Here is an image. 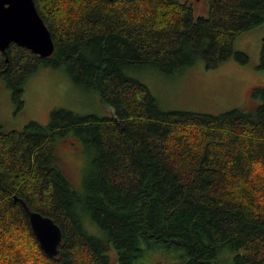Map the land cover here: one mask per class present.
<instances>
[{"label": "trees", "instance_id": "16d2710c", "mask_svg": "<svg viewBox=\"0 0 264 264\" xmlns=\"http://www.w3.org/2000/svg\"><path fill=\"white\" fill-rule=\"evenodd\" d=\"M34 1L54 51L11 44L0 80L22 106L33 74L63 68L112 116L54 109L48 125H0V264H264V88L251 112H163L125 73L243 61L234 40L264 24V0H204L197 18L182 0ZM67 139L77 186L57 150ZM15 197L60 227L56 257Z\"/></svg>", "mask_w": 264, "mask_h": 264}, {"label": "rangeland", "instance_id": "374dc122", "mask_svg": "<svg viewBox=\"0 0 264 264\" xmlns=\"http://www.w3.org/2000/svg\"><path fill=\"white\" fill-rule=\"evenodd\" d=\"M182 2L191 6L195 18L207 16L204 0ZM263 37L264 24L234 40L233 50L243 55V61L232 57L214 68H207L204 61H199L172 74L161 73L152 67L129 68L125 73L148 89L163 112L214 116L231 110L251 112L261 103L259 98H251L252 90L264 88ZM22 100L23 104L19 106L6 82L0 80V125L5 131H22L32 121L48 125L54 109L97 119L112 116L111 108L103 105L98 95L88 87L75 84L63 68L41 67L25 83ZM59 144L57 150L66 156L65 163L62 161L61 165L77 186L78 161L73 156L71 143L67 139ZM164 262L162 255L155 258V264Z\"/></svg>", "mask_w": 264, "mask_h": 264}, {"label": "water", "instance_id": "95a60500", "mask_svg": "<svg viewBox=\"0 0 264 264\" xmlns=\"http://www.w3.org/2000/svg\"><path fill=\"white\" fill-rule=\"evenodd\" d=\"M11 44L41 58L52 55L54 43L34 0H0V51L7 54ZM15 201L23 206L40 248L48 257H56L62 242L60 227L51 218L31 211L22 199L15 197Z\"/></svg>", "mask_w": 264, "mask_h": 264}]
</instances>
